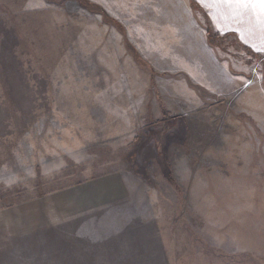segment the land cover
Returning <instances> with one entry per match:
<instances>
[{
  "label": "rangeland",
  "instance_id": "obj_1",
  "mask_svg": "<svg viewBox=\"0 0 264 264\" xmlns=\"http://www.w3.org/2000/svg\"><path fill=\"white\" fill-rule=\"evenodd\" d=\"M89 1L0 0V264H264V89L179 71L205 21L222 70L264 77V27L210 24L259 9Z\"/></svg>",
  "mask_w": 264,
  "mask_h": 264
},
{
  "label": "crops",
  "instance_id": "obj_2",
  "mask_svg": "<svg viewBox=\"0 0 264 264\" xmlns=\"http://www.w3.org/2000/svg\"><path fill=\"white\" fill-rule=\"evenodd\" d=\"M90 2L89 0H87ZM91 3V2H90ZM222 2H218L220 5ZM95 4V3H91ZM216 5L213 8V14H212V28L218 32L221 36H225L226 34H231L235 33L237 35L238 31L240 30V23L244 25V29H248L251 34H243V36H240L244 43L247 45H251L252 43H249V39L254 38V29L256 38L258 39L260 36V31L262 30V27H264L263 22H264V15H260L259 11L256 12L255 14L253 11H247V13L244 12V14H240L237 18L236 12L234 10H230L228 7L223 8L221 5L218 7L216 10ZM224 6H228V4L223 3ZM186 6L194 11L190 5V0H186ZM87 9V7H85ZM207 15V14H206ZM208 16V15H207ZM255 16V17H254ZM209 18V16H208ZM210 21V18H209ZM112 23L115 25L117 30L121 33L122 38H123V43L126 45V48L128 51H130V47L134 51V54L132 53V58L137 62V64L140 65L139 62H145L141 57V59L138 61V58L136 59L134 57L135 52L139 55L137 48L134 47L133 43L130 41L127 32L125 31L124 27L118 22V21H112ZM196 23V20H195ZM254 24H256L254 26ZM197 25V23H196ZM205 30V35H204V43L207 46V49L209 50V53L205 55L203 52L202 57H198L195 60H191L188 65H182L180 68V73H181V80L182 83L184 84V87L187 88L189 85L192 87H195L194 89L200 90V91H206L208 93H214V92H219L220 89H264V77L261 76L259 78L254 79L252 75V71L250 69H243V68H238L234 72L230 67L226 68V72L221 69V57L218 52V43L216 41L212 42L206 33V25L205 21L202 24ZM157 27H161V25H156ZM237 31V33H236ZM233 36V35H232ZM238 36V35H237ZM239 38V36H238ZM221 39V37H220ZM223 39V38H222ZM241 42V40L239 39ZM132 44V45H131ZM243 44V43H242ZM130 45V47L128 46ZM245 45V46H246ZM218 48V49H217ZM205 55V56H204ZM136 56V55H135ZM140 56V55H139ZM123 57V55H122ZM151 67V66H150ZM109 71L116 77L118 76V71L115 68L108 67ZM153 68L151 67L150 70ZM150 71V72H151ZM151 78H152V72L150 73ZM151 80V79H150ZM151 82V81H150ZM153 82V80H152ZM247 107L251 111V106L247 105ZM167 111V108L160 109V115H163ZM249 113V112H248ZM117 185L121 187V182L120 180L118 181Z\"/></svg>",
  "mask_w": 264,
  "mask_h": 264
},
{
  "label": "snow or ice",
  "instance_id": "obj_3",
  "mask_svg": "<svg viewBox=\"0 0 264 264\" xmlns=\"http://www.w3.org/2000/svg\"><path fill=\"white\" fill-rule=\"evenodd\" d=\"M240 9H259V14L264 15V0H215Z\"/></svg>",
  "mask_w": 264,
  "mask_h": 264
},
{
  "label": "trees",
  "instance_id": "obj_4",
  "mask_svg": "<svg viewBox=\"0 0 264 264\" xmlns=\"http://www.w3.org/2000/svg\"><path fill=\"white\" fill-rule=\"evenodd\" d=\"M79 2V4H81L82 6L84 5V7L85 6H89L91 3L90 2H88L87 0H78ZM86 3H88V4H86ZM190 5H191V7L192 8H195V9H198V8H200L199 7V5H198V3L196 2V0H190ZM89 8V7H88ZM206 33H207V35H208V38L212 41V35H211V30H210V27H206ZM214 41V40H213ZM163 114H165V113H163Z\"/></svg>",
  "mask_w": 264,
  "mask_h": 264
}]
</instances>
